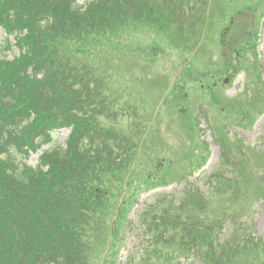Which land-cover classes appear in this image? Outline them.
I'll list each match as a JSON object with an SVG mask.
<instances>
[{"label": "trees", "instance_id": "trees-1", "mask_svg": "<svg viewBox=\"0 0 264 264\" xmlns=\"http://www.w3.org/2000/svg\"><path fill=\"white\" fill-rule=\"evenodd\" d=\"M152 1L0 0V26L22 52L8 62L0 44V157L8 155L0 158V264H89L105 246L109 190L128 171L136 144L99 121L111 99L106 78L68 49L72 41L90 47L98 35L110 42L143 18L156 25L153 12L169 3ZM201 4L205 13L215 5ZM65 127H72L66 149L45 151L37 167L23 163ZM154 220L159 244L176 239L174 225L164 234L168 215ZM176 220L182 237L193 234Z\"/></svg>", "mask_w": 264, "mask_h": 264}, {"label": "rangeland", "instance_id": "rangeland-1", "mask_svg": "<svg viewBox=\"0 0 264 264\" xmlns=\"http://www.w3.org/2000/svg\"><path fill=\"white\" fill-rule=\"evenodd\" d=\"M256 1L247 0L246 4ZM260 3L264 6V1ZM263 6H261V11ZM232 12L233 10H230L220 24L215 23L211 27L195 24L190 32L178 35L176 45H172L167 38L170 33H173L176 38L175 28L166 27L165 33L151 31L147 29L148 22L143 19L136 23L130 22L129 30H122L110 42L104 41L102 45L88 48L89 62L99 66L101 75H107L108 93L115 95L117 100L116 111L119 112L132 104L136 112V115L121 116L122 112L117 123H113L114 125L107 120L103 122L108 126L131 133V135L135 134L132 133L135 128L130 129L132 126L143 127L144 125L143 135L138 143L141 144L143 152L147 150L146 160L141 161L142 165L132 173V178L146 180L137 195L139 196L137 204L135 207L133 204L127 215L125 213L124 219L114 217L111 223L114 230H111V227L107 230L105 246L95 255L92 264H115L118 253L116 264H122L128 253L136 251L139 245L136 227L145 205L151 204L154 201V195L159 192L165 191L178 196L185 187L184 180L179 181L181 177L197 183V186L207 195L212 185L208 184L211 180L207 181L204 177L220 164L219 143L226 135L228 145L234 152L231 154L232 158L238 151L237 140L254 148L253 151L251 149V151H243L241 158L238 157L240 158L238 166L251 162V167L255 166L251 174L247 171L244 177H252L254 171L259 176L263 174L264 142L261 139L264 138V115L251 125L245 113L257 111V108L262 107L264 94L256 90L258 95L263 96L251 102L253 105L247 100V91L254 92L257 88L249 83L250 74L245 71L240 72L232 84H222V87L215 90L212 95L200 87L204 82L210 85L209 81L219 80L223 83L226 78L224 72L216 73L214 70L224 69L225 61L222 57L220 37L222 26L227 23ZM258 30L256 49L258 61L254 51L249 49L244 52L242 61L244 65L252 64V71L255 64H258L264 71V19ZM2 33L0 29V34ZM253 44L251 43L250 46L253 47ZM118 46L120 47L117 48ZM150 64L153 66V71L149 68ZM188 64L192 65L191 71L185 68ZM234 74L236 75L237 72ZM178 80L183 82L190 96H185L184 90L175 87ZM108 93H106L107 96ZM219 93L223 95L224 101L229 103L235 101L236 103H231V107L224 106V103H214V96L217 95L219 98ZM255 102H257L256 105H254ZM187 108L191 111L197 109L203 112L205 116L203 119H210L217 134H212L211 131L201 132L202 139L199 140L198 127L196 129L193 119L189 116L193 115L192 112L189 114L184 111ZM206 121L208 124L207 119ZM201 123L202 128L205 124L203 121ZM240 124L246 127L243 128L239 126ZM68 135V130L56 131L54 140L64 143ZM203 140L209 142L212 150L205 165L203 164L207 159V152L200 143ZM155 150H159L157 155ZM40 155L41 151L32 154L29 163L36 165ZM258 160L261 165H258ZM224 170L226 173L229 171L227 167H224ZM240 180L244 196L248 198L256 186L252 182L246 185L242 178ZM163 182L171 184L155 189ZM213 195L214 197L206 207L205 215L217 219L223 214L240 213L241 208L237 202L230 204V209L227 208L230 196L223 197L224 195L216 191ZM252 197L260 196L256 192ZM255 209L253 221L258 235H262L264 234V201L260 202ZM192 262L199 264L198 261L191 259L189 263ZM259 264H264V259Z\"/></svg>", "mask_w": 264, "mask_h": 264}, {"label": "water", "instance_id": "water-1", "mask_svg": "<svg viewBox=\"0 0 264 264\" xmlns=\"http://www.w3.org/2000/svg\"><path fill=\"white\" fill-rule=\"evenodd\" d=\"M243 22L237 20L235 25L232 28L231 34L228 36L229 40H240L238 37L242 34L244 30V26H242Z\"/></svg>", "mask_w": 264, "mask_h": 264}]
</instances>
